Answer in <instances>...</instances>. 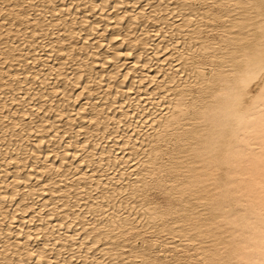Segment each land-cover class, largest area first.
<instances>
[{"label": "bare ground", "instance_id": "1", "mask_svg": "<svg viewBox=\"0 0 264 264\" xmlns=\"http://www.w3.org/2000/svg\"><path fill=\"white\" fill-rule=\"evenodd\" d=\"M146 1L0 0V264H33L34 254L48 264L98 263L105 245L109 257L127 246L95 250L102 235L141 228L188 243L169 264L264 260L261 0ZM193 1L210 6L201 13ZM204 27L217 39L204 41ZM157 35L166 43L153 44ZM121 52L134 55L124 76ZM202 56L207 63L196 65ZM129 144L128 155L116 153ZM78 154L87 170L69 166ZM131 159L138 170L116 185L109 172ZM144 188L163 192L165 206L147 193L117 194ZM74 224L91 227L94 241L60 234ZM135 253L131 262L147 258Z\"/></svg>", "mask_w": 264, "mask_h": 264}, {"label": "rangeland", "instance_id": "2", "mask_svg": "<svg viewBox=\"0 0 264 264\" xmlns=\"http://www.w3.org/2000/svg\"><path fill=\"white\" fill-rule=\"evenodd\" d=\"M140 1V2H139ZM138 2L139 3H137L138 5H136V6H138V7H141V6H144L145 4H146V0H138ZM182 3H188V2H183V0L181 1ZM169 3H171V1H169ZM164 4V3H163ZM189 4H191L193 7L195 6V7H199L200 9L198 10V11H201V13L204 11H207L208 10V8H209V6H210V3H197V2H195L194 3V1H193V3L192 2H189ZM209 4V5H208ZM141 5V6H140ZM202 5V6H201ZM164 6H168L166 3H165V5ZM174 6H172L171 8H173ZM171 8H169V9H171ZM220 8H218L217 10H219ZM138 10V9H137ZM147 10H152V8H149V9H147ZM180 10H182V9H180ZM193 11H195L194 9H188L187 7L183 10V12L184 13H186V12H189V13H191V12H193ZM151 15H152V13H151ZM154 15V14H153ZM236 14H234V16H235ZM99 16V15H98ZM97 16V17H98ZM128 17V18H127ZM126 17V20H124L125 21V23H127V21H128V19H130L131 18V16H127ZM179 19V18H178ZM174 20H176V18L174 19ZM180 21H182V20H178L177 22L178 23H180ZM223 21V20H222ZM221 21V22H222ZM148 22H152V21H148ZM222 24L225 26L226 25V21H223L222 22ZM213 27H214V24L212 25ZM111 27V26H110ZM110 27H108V28H110ZM203 27V26H202ZM203 30H205L204 32H200L199 34H201L200 35V37L202 38V37H204L205 38V40H204V38H203V40L204 41H209L210 39L211 40H213L214 38H216L217 39V35H218V33L216 32L217 30H215V31H212V30H209V29H205V27L203 28ZM203 30H201V31H203ZM182 32H184L183 30H182ZM122 33H123V31H122ZM139 33V32H138ZM186 33V32H185ZM124 35H125V32L123 33ZM138 35V34H137ZM150 36H152V34H149ZM208 37H207V36ZM159 36V37H158ZM120 38V37H119ZM119 38H117L118 39V41L120 42V39ZM162 38V36L161 35H157V36H155V38H154V42H153V44L155 43V42H161V44L162 43H166V40L165 39H163V42H162V40L161 41H159L160 39ZM105 39H107V38H105ZM116 39V40H117ZM158 39V40H157ZM207 39V40H206ZM81 41V39L80 38H77V41ZM205 44H206V46H207V43H205L204 42V46H205ZM104 44H102V46H103ZM120 46V45H119ZM123 52H121V56H120V58H121V60L123 61V63H122V65H124L123 67H121V69H122V73H124V74H122L121 73V75L122 76H124L125 75V72H127V67L128 66H130L131 64H132V60H134V55L131 53V55H133V56H131V57H129L130 56V53L128 54H122ZM129 55V56H128ZM204 56V55H203ZM202 56V57H203ZM125 57H129V58H125ZM133 57V58H132ZM200 57V59H199V62L198 61H196V60H198V59H196V60H194V63L197 65V63L200 65L201 63H207V59H208V57L207 56H205V58L203 57ZM207 57V58H206ZM123 58H124V60H123ZM2 60H0V62H1ZM121 62V61H120ZM3 65H2V64ZM0 63V65L1 66H5V62L3 63V62H1ZM125 64H126V66H125ZM98 68H100L99 66H98ZM183 69V68H182ZM151 70V69H150ZM178 71H179V69H178ZM182 72V71H181ZM129 75H131V74H129ZM162 78V77H161ZM127 79H128V77H127ZM126 79V80H127ZM102 85H105V88H106V85H107V83H105L104 82V84L102 83ZM152 85V83L149 85V86H151ZM148 86V87H149ZM104 87V86H103ZM152 87V86H151ZM101 89V88H100ZM152 89V88H151ZM80 91V90H79ZM133 97H135L136 96V94H135V96L134 95H132ZM96 102L98 101V99L97 100H95ZM158 113V115L159 116H162L163 114H161V113H159V112H157ZM90 114V113H89ZM61 120L63 121V122H65L66 121V118L65 117H63V118H61ZM85 123H86V126L87 125H89V122H88V120H85ZM85 126V127H86ZM87 128V127H86ZM112 144H113V142H111ZM138 144H139V142H138ZM120 145H118L117 147L115 146V148L117 149V151H116V153H118V154H120V155H124V154H129L130 153V148H131V146H132V144H129L128 146H123V147H119ZM110 146L108 145V146H106L104 149H108ZM124 148V149H123ZM148 148V147H147ZM119 149V150H118ZM149 149V148H148ZM147 149V150H148ZM81 154V153H80ZM80 154H78L77 155V159H76V157L75 158H72V159H70L71 161H70V163H69V166L70 165H72V166H70L74 171H75V167L76 166H78L77 164H79L82 168H84V170H87L86 168V165L85 164H81L80 163V159H81V155ZM79 158V159H78ZM56 159V158H55ZM151 159V158H150ZM149 158H147V160H150ZM166 157H164L163 158V160L164 161H166ZM96 160H98V159H96ZM135 162H137V160L135 161V160H132L131 159V161H129V162H125V165H124V163H123V165H118L117 164V166L114 168V169H112L110 172H109V175H111V177H112V175H114L115 176V178H113V181L116 183V185H118L119 184V181H120V183H121V180L120 179H125V178H128V173L129 172H133V173H136V171L138 170V169H135L136 167L135 166H133L134 165V163ZM129 163V164H128ZM136 164V163H135ZM121 168H123V169H127V170H125L124 171V174H123V176H121L120 174H118V173H120L119 171L121 170ZM129 168V169H128ZM129 170V171H128ZM128 172V173H127ZM118 175H120V177L118 176ZM81 176V175H80ZM80 176H78V177H80ZM113 176V177H114ZM118 176V177H117ZM135 174L132 176V179H134L135 178ZM44 177V176H43ZM42 177V179H44ZM104 179H106V176H104L103 177ZM61 179H63L62 177H58V178H56L55 180L57 181V180H61ZM118 183H117V182ZM149 183H150V181H148ZM147 182V183H148ZM32 185H38L37 183H36V181H34L33 182V184ZM52 187H54L55 186V184H53V185H51L50 183L49 184H47L46 185V189H48L50 186ZM48 186V187H47ZM120 186V185H119ZM150 186V184L148 185V187ZM150 188V187H149ZM152 190H149V192L150 193H147L148 191H146L145 192V188H144V190H137L134 194H131V196L130 195H127V193L125 192V191H117V194H118V196L119 195H121L122 194V192H123V194L122 195H124L123 196V198L125 199H129V197L130 198H132L133 196H139V198H141V199H143L144 198V196H146L147 195V197H145V198H147V200L149 201V202H159V203H161V204H163L164 206H165V204H164V195H163V192H161V191H158L157 189H153V188H151ZM49 190V189H48ZM71 191V190H70ZM72 191H74L73 193L74 194H78L74 189L72 190ZM144 191V192H143ZM72 193V192H71ZM73 193H72V195H73ZM146 195H145V194ZM57 195L58 194H55V195H53V197H57ZM84 195V194H83ZM127 195V196H126ZM129 196V197H128ZM53 197H50L49 195L47 196V200H51ZM55 197V198H56ZM84 197H85V195H84ZM128 197V198H127ZM8 199H10V198H8ZM160 199V200H159ZM157 200V201H156ZM70 201V203L71 202H74L73 200H69ZM68 201V202H69ZM69 203V204H70ZM62 205V203H59V205L58 206H61ZM162 205V206H163ZM163 206V207H164ZM135 208V210H132L131 211V214H133V216L137 213V209L139 210V208H137V207H134ZM137 208V209H136ZM37 208H31V210L29 209V211H28V213H37V214H39V212H37V210H36ZM47 210V209H46ZM130 210V208H128L127 210L125 209V211H123V214L125 213V214H127L128 212H130L129 211ZM48 211L49 210H47V211H45L46 212V215H49L50 213H48ZM69 211V208L67 207V212ZM146 212V210L144 209L143 210V213H145ZM52 213V212H51ZM135 213V214H134ZM139 213V212H138ZM20 215H22L23 213H19ZM124 214V215H125ZM137 216V215H136ZM92 217V216H91ZM102 217H98V220L99 219H101ZM173 218H177V216H174V217H172L171 219H173ZM168 219H170V218H168ZM17 221L18 220H15V223H17ZM154 224H155V222H154ZM76 225L77 224H74L73 226H71V228L69 229V228H67V227H64V226H62L61 228H60V234H67V233H70V234H74L75 236H77V232L74 230V229H76L75 227H76ZM152 225H153V223H152ZM152 225H150V226H152ZM150 226H148L149 228H150ZM79 227V226H78ZM63 228V229H62ZM91 227H89V229H90ZM89 229H85L84 231H79L78 232V239H79V237H80V239L82 240V239H84V237L86 236V235H88L89 234ZM145 230V229H144ZM144 230H142V228L141 229H139V231H137V233L139 232V233H143V236H142V233H141V236H142V239L141 240H137L136 242H135V240H134V235L135 234H137L136 233V231H134V232H130V233H121L119 230H115L114 231V233L112 232V237H114L115 236V240L111 237V235L109 234V235H107V236H101L100 237V241L101 242H99V243H97V245L96 246H93V248L95 249V250H97V249H101V247L103 246V243H104V241H108L109 243H111V242H113V244L114 245H117V244H119L118 243V241L121 243L122 242V244L124 243V244H126L127 246L126 247H124V248H122V249H118V251H120V254L121 255H113V253L112 254H110L111 256V258L109 257V255H106V251L105 250H107L109 247L108 246H104L103 247V249H101V250H99L100 252L98 253L97 252V259H99L98 260V263H91L93 260H92V258H91V260L89 259H86V260H88V261H86V262H84V263H82V264H115V263H122L121 262V260L123 261V263L125 264L126 262V264H129V260H130V263H133V264H147L148 262V264H156L157 262H159V261H164V262H166V263H172L176 258H178V257H182V256H185L184 255V253H185V248L187 247V245H188V243L185 241V240H183V239H180V241L178 240V239H174L171 235L169 236V235H167V236H164V237H162L161 238V240H159V239H156V237L154 236V235H152L151 234V231L150 232H145ZM71 231V232H70ZM88 231V232H87ZM145 232V234H144V232ZM44 232L45 231H38V233H40V235H42V234H44ZM67 232V233H66ZM76 232V233H75ZM114 235V236H113ZM95 236H96V233L94 234V233H92V235L91 234H89V237H88V241L87 242H91V241H94V238H95ZM106 239V240H105ZM30 241H32V243H35L36 241H38L39 242V244L41 243V241L39 240V238H37V239H35V237H32V238H30ZM80 241V240H79ZM69 242H76V240H74L73 241V239L72 238H68V242H67V244L69 243ZM117 243V244H116ZM186 243V244H185ZM69 244H71V243H69ZM177 244V245H176ZM42 245H44V243L42 244ZM40 246V248L39 249H41V248H43V246ZM186 246V247H185ZM74 248H76L77 249V251L78 250H80V248H78V246H73ZM184 247V250L182 249ZM91 249H92V247H91ZM187 249V248H186ZM93 250V249H92ZM104 251V252H103ZM137 252L138 251V253H140V252H142L143 254H145L146 256H147V258L146 259H142V258H140V257H137L136 259H135V261H133V262H131V259H132V257L131 258H129V256H133V255H135L136 253L135 252ZM64 252H66L65 254L66 255H68L69 254V252L70 251H68V250H64ZM108 252H109V249H108ZM119 253V252H118ZM133 253H135V254H133ZM15 256H16V254H15ZM107 256V257H106ZM118 256V257H117ZM120 256V257H119ZM129 258V259H128ZM125 259V260H124ZM74 260H75V258H74ZM120 260V261H119ZM128 260V261H127ZM148 260V261H147ZM151 262V263H150ZM32 263L33 264H46L47 263V261L46 260H41V261H39V259H38V256L36 255V254H34V258L32 259ZM48 264V263H47ZM49 264H56V260L55 259H52L51 261H50V263ZM181 264H184L183 263V261L181 262Z\"/></svg>", "mask_w": 264, "mask_h": 264}, {"label": "snow or ice", "instance_id": "3", "mask_svg": "<svg viewBox=\"0 0 264 264\" xmlns=\"http://www.w3.org/2000/svg\"><path fill=\"white\" fill-rule=\"evenodd\" d=\"M261 4L264 7V0H261ZM261 136L264 137V126L261 128ZM261 254L264 255V248H261ZM260 264H264V260H261Z\"/></svg>", "mask_w": 264, "mask_h": 264}]
</instances>
